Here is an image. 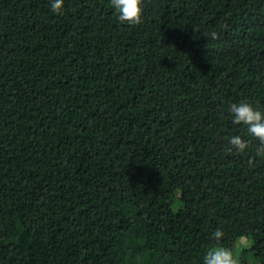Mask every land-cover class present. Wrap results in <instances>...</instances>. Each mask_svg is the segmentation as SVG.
I'll list each match as a JSON object with an SVG mask.
<instances>
[{
	"label": "trees",
	"instance_id": "16d2710c",
	"mask_svg": "<svg viewBox=\"0 0 264 264\" xmlns=\"http://www.w3.org/2000/svg\"><path fill=\"white\" fill-rule=\"evenodd\" d=\"M143 9L0 0V264H202L218 226L264 264V154L227 111L264 110V0Z\"/></svg>",
	"mask_w": 264,
	"mask_h": 264
},
{
	"label": "clouds",
	"instance_id": "9594fccd",
	"mask_svg": "<svg viewBox=\"0 0 264 264\" xmlns=\"http://www.w3.org/2000/svg\"><path fill=\"white\" fill-rule=\"evenodd\" d=\"M65 0H49V7L53 13L61 14ZM110 6L115 13V19L121 24L135 25L143 18V0H110ZM227 111L233 124L243 125L252 137L257 138V154H264V110L250 100L242 99L231 102ZM229 150L243 153L248 148V140L240 134L231 135L228 139ZM224 236L222 227H217L211 233L215 242L208 247L202 257V264H237V256L232 247L223 246L219 242Z\"/></svg>",
	"mask_w": 264,
	"mask_h": 264
},
{
	"label": "rangeland",
	"instance_id": "374dc122",
	"mask_svg": "<svg viewBox=\"0 0 264 264\" xmlns=\"http://www.w3.org/2000/svg\"><path fill=\"white\" fill-rule=\"evenodd\" d=\"M173 186H168L167 188L161 190V194H165V193H168L170 191H175L176 188H175V185L174 184H171ZM160 187V186H159ZM238 239H236V236L232 235V234H226L224 233V236L222 238V240L219 242L221 245L223 246H228V247H232L233 249L235 248L234 247V244L237 242ZM215 242L211 239V234L207 236V238L205 239V245L209 246V245H213ZM238 249L237 251L234 250V254L237 256L238 260H237V264H238V261H239V258H240V254H241V249H242V246L238 245L237 246Z\"/></svg>",
	"mask_w": 264,
	"mask_h": 264
}]
</instances>
